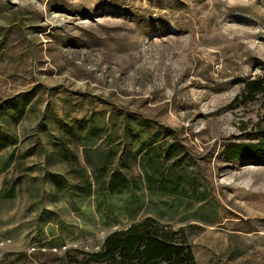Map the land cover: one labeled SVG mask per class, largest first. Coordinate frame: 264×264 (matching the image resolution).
Masks as SVG:
<instances>
[{"label":"rangeland","instance_id":"374dc122","mask_svg":"<svg viewBox=\"0 0 264 264\" xmlns=\"http://www.w3.org/2000/svg\"><path fill=\"white\" fill-rule=\"evenodd\" d=\"M263 71L264 0H0V264H67L146 217L195 264H264V164L227 155L264 130L238 99ZM169 175L188 195L153 188Z\"/></svg>","mask_w":264,"mask_h":264},{"label":"trees","instance_id":"16d2710c","mask_svg":"<svg viewBox=\"0 0 264 264\" xmlns=\"http://www.w3.org/2000/svg\"><path fill=\"white\" fill-rule=\"evenodd\" d=\"M264 72V71H263ZM238 99L242 105L249 103L259 104L264 116V74L247 80ZM138 122V121H136ZM133 122V123H136ZM133 123L127 124L126 130H135ZM139 129L147 130L148 138L143 146V158L148 156L149 150L159 142L161 128L145 122ZM141 131L137 133L140 134ZM88 134L90 140L100 137V129H93ZM132 132V131H131ZM136 133V134H137ZM258 138L249 142L231 143L227 148L230 160L250 161L253 164H264V130L257 132ZM165 135H167L164 132ZM173 147V148H172ZM183 146L174 144L170 149L179 152ZM174 167H171L174 170ZM149 180L152 176L149 175ZM127 178L119 171L115 172L109 184L111 193H117L127 187ZM152 183V181H151ZM193 183V182H192ZM155 185H157L155 187ZM153 188L161 193L174 196L188 195L180 177L161 178ZM195 185L192 187L194 188ZM203 195V192H200ZM13 194L7 198H13ZM73 256L67 254V264H195V257L189 246L188 238L182 231L173 230L152 217L132 223L124 229L108 234L100 250L95 252L75 251Z\"/></svg>","mask_w":264,"mask_h":264}]
</instances>
